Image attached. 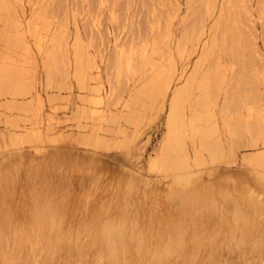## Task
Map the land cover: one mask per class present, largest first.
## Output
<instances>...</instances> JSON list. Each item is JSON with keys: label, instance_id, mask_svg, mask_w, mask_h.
Segmentation results:
<instances>
[{"label": "rangeland", "instance_id": "374dc122", "mask_svg": "<svg viewBox=\"0 0 264 264\" xmlns=\"http://www.w3.org/2000/svg\"><path fill=\"white\" fill-rule=\"evenodd\" d=\"M23 2L0 0V68L25 88L0 91V178L29 164L85 172L87 186L57 187L61 204L72 187L122 205L131 183L140 205L205 188L264 202V0ZM175 103L193 123L186 184L168 143Z\"/></svg>", "mask_w": 264, "mask_h": 264}, {"label": "bare ground", "instance_id": "6f19581e", "mask_svg": "<svg viewBox=\"0 0 264 264\" xmlns=\"http://www.w3.org/2000/svg\"><path fill=\"white\" fill-rule=\"evenodd\" d=\"M18 1L23 6V0ZM202 5L198 13L202 12ZM59 44L64 51L69 49L66 40ZM13 73L0 68V91L12 89L20 94L25 89ZM92 89L101 95L99 88ZM173 111L169 149L185 155L179 161H171L175 168L187 169V174L179 175V181L186 184L193 179L186 143L193 123L192 119L187 120L186 111L181 119L177 103L173 104ZM250 127L256 129L254 124ZM95 142L105 141L96 135ZM30 165L22 171L18 165L13 171L8 170L6 179L0 178V264H264L262 201H242L237 205L232 196L217 195L205 188L201 195L179 192L168 195L169 202L140 205L141 197L135 194L131 183L125 186L122 205H88L86 199H78L80 191L76 194L72 187L65 195L66 203L61 204L57 187L71 186L78 183L76 180L87 186L88 175L76 169L73 174L71 168ZM23 173L26 180H21L29 188V194L24 195L20 188H13ZM53 184L52 190H44L43 185L48 188ZM102 207L107 209L103 211Z\"/></svg>", "mask_w": 264, "mask_h": 264}]
</instances>
